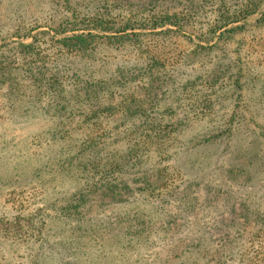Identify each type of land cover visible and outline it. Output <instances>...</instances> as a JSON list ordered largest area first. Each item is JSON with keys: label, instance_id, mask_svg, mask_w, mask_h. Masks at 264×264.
Instances as JSON below:
<instances>
[{"label": "trees", "instance_id": "trees-1", "mask_svg": "<svg viewBox=\"0 0 264 264\" xmlns=\"http://www.w3.org/2000/svg\"><path fill=\"white\" fill-rule=\"evenodd\" d=\"M34 1L0 22L10 121L45 119L26 138L35 168L7 184L0 264H119L133 238L135 264H264L248 168L237 194L215 174L250 166L216 155L217 124L259 113L264 71L244 58L264 44V0Z\"/></svg>", "mask_w": 264, "mask_h": 264}, {"label": "rangeland", "instance_id": "rangeland-1", "mask_svg": "<svg viewBox=\"0 0 264 264\" xmlns=\"http://www.w3.org/2000/svg\"><path fill=\"white\" fill-rule=\"evenodd\" d=\"M27 2L28 3L25 5V9L23 8V10L30 12V9L35 6V1L27 0ZM15 4L20 5L21 0H0V22H11L13 21L14 17H17L15 14L12 16V12L10 11V9L13 8V5ZM262 6L264 7V3ZM28 12L26 14L23 12V14H21L19 12V18H26ZM228 26H224L223 28ZM42 29L46 28L38 27L34 29L31 34ZM222 29L218 30L216 34H219ZM186 33L189 32L187 31ZM190 34L194 38L193 40L195 42L202 43L196 38L195 34ZM11 40H18V38L14 36L5 39V41ZM30 40L31 37L26 38L24 41L27 42ZM179 40L180 41L177 43L179 48L177 49L187 50L191 49L193 46L191 39H186L180 36ZM215 40L216 39L214 38L211 43H213ZM242 53H246L244 49H242ZM244 60L250 62V65L258 66V68L263 72L264 44L259 47L258 50L252 52L249 57H245ZM5 89L6 88L4 85L0 86V213L7 211L11 207V201H7V198L9 197V189L7 184L13 178L14 173L17 172L22 174L24 169L35 168L33 167V161L27 159V155L30 152L38 149V147L36 148L34 145H32L31 136H33L34 130L40 128L42 123H45V119L44 121L39 119L34 121L31 118L30 120H26L29 121V123L24 125L19 120H16V122L12 123L10 121V113L12 112L7 109V105L4 101ZM253 89L255 93V100L252 99L251 101L247 99V104L251 105L252 102L257 104L259 106V113L254 115V118L249 119L251 114L245 110H242L240 113L245 117L244 122L243 120L237 119L235 116L228 126L217 124L218 130L222 131L224 129L223 134L225 140H223L224 142L220 145L218 150L215 151L216 155L222 156L221 161L223 163H236L237 165L238 163L241 164L244 162L242 153L245 152L248 155L247 162L250 164V166L247 164H242L245 166L243 167L244 170L236 172L234 169H230L231 171L228 170L229 172L225 174H222L219 169V172L215 174L220 176L221 183L223 179V185L229 184L233 194H237L239 193L237 189H240L238 186H241L244 183L242 179L245 178V170L248 168L247 173L249 175V188L246 192V195H243L244 192L240 194L243 196H249L252 199L254 206L261 210L264 209V187H261V185L264 184V159L260 156V154L264 155V130L262 132L259 127H261L260 124L264 123V80L261 79L258 80V82L255 81ZM258 92L262 93V95L256 94ZM40 121H42L41 124ZM257 131L260 135H262L261 138L255 136ZM28 135L31 137V139L29 137V141L26 139ZM239 149L242 150L240 154H238ZM254 153H258L259 156L254 158ZM62 183V187L67 186L65 181ZM30 185L31 183L27 184L28 187ZM28 192L29 191L26 190V193H24V195H22L20 198L22 201L24 200L23 204H27V202L30 200V192ZM257 201L259 202L258 205H256ZM31 207L33 208L34 206L32 205ZM169 207L171 206H168V209ZM32 208L28 207L29 210H32ZM161 242L162 239H159L158 243ZM135 243L136 241L133 238L131 241H129V246L126 249H122V255H119L117 258V262L119 264H135L134 260L142 256V253H140L135 248ZM153 249H156V247H150V250ZM89 260H91V257L87 254V262Z\"/></svg>", "mask_w": 264, "mask_h": 264}]
</instances>
